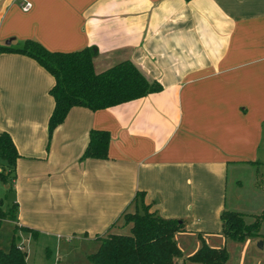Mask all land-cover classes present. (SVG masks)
<instances>
[{
	"label": "crops",
	"instance_id": "obj_1",
	"mask_svg": "<svg viewBox=\"0 0 264 264\" xmlns=\"http://www.w3.org/2000/svg\"><path fill=\"white\" fill-rule=\"evenodd\" d=\"M8 39L93 48L96 72L129 60L161 87L104 109L73 106L48 136L52 76L0 52V132L17 153L0 171H10L12 224L35 232H14L22 249L23 239L75 241L87 259L98 237L129 233L122 215L137 192L182 221L175 238L191 236L192 251L198 237L225 242L227 173L264 155V0H0V45ZM90 129L107 131L105 158L81 157Z\"/></svg>",
	"mask_w": 264,
	"mask_h": 264
},
{
	"label": "trees",
	"instance_id": "obj_2",
	"mask_svg": "<svg viewBox=\"0 0 264 264\" xmlns=\"http://www.w3.org/2000/svg\"><path fill=\"white\" fill-rule=\"evenodd\" d=\"M3 51L34 59L52 76L53 83L48 89L53 99L46 124L48 136L73 106L90 110L104 109L161 88L158 82L148 81L129 60L118 61L96 72L92 64L93 48L70 52L50 51L37 41L25 39L16 47L0 45V52ZM107 144V131L90 129L81 157L105 158ZM16 156L11 138L6 132H0V157L7 162L9 170ZM9 172L3 174V170L0 171L3 182H6ZM132 202L133 211L122 215L124 222L130 223L129 233L107 232L98 237L96 250L87 255L91 264H185V260L189 264H223L227 261L228 253L224 245L211 246L199 237L198 247L181 257L175 235L183 231L182 221L163 218L149 211L143 203L141 192L135 193ZM1 204L0 222L4 219L15 221L16 205L12 204L3 210ZM249 217L251 220H246L244 214L223 208L219 213V234L226 240L243 241L258 237L264 242V209L259 215L250 214ZM18 228L35 235L34 230L14 224L7 249L0 248V264H26L25 251L19 249L14 241V232Z\"/></svg>",
	"mask_w": 264,
	"mask_h": 264
},
{
	"label": "rangeland",
	"instance_id": "obj_3",
	"mask_svg": "<svg viewBox=\"0 0 264 264\" xmlns=\"http://www.w3.org/2000/svg\"><path fill=\"white\" fill-rule=\"evenodd\" d=\"M20 43L18 44L20 45ZM9 44L12 46L18 45L14 40H11ZM261 156V162L258 161L254 165H242L234 170L229 169L227 173L226 202L229 204L232 202L230 200L234 198L233 210L244 214L246 220H251L250 214L259 215L264 209V155ZM4 161L0 157V168L3 167ZM6 184H8L7 180L3 182L0 179V202L4 209L11 205V192L4 187ZM12 230L13 224L11 221L4 219L0 222V248L2 250L7 249ZM122 232H128V228ZM190 239L191 236L185 237L183 235L182 237V235H177L176 240H178L182 252L181 257L192 252L193 247ZM14 241L16 243L20 241L17 239V235H14ZM22 241L23 249L28 253L26 264H91L85 258L83 246L78 245L75 241L70 243H43L33 242L32 240L27 242L25 239ZM258 241H261L258 237H249L243 241L225 240L221 245L226 248L228 259L223 264H264V242L262 247H258ZM217 246H220V244ZM85 248H88L87 253L93 252L95 244H89ZM187 262L185 260V264Z\"/></svg>",
	"mask_w": 264,
	"mask_h": 264
},
{
	"label": "built area",
	"instance_id": "obj_4",
	"mask_svg": "<svg viewBox=\"0 0 264 264\" xmlns=\"http://www.w3.org/2000/svg\"><path fill=\"white\" fill-rule=\"evenodd\" d=\"M29 7H30V3H29V2H27V1H23V2L21 3V9H22V10H28ZM18 248H19V249H22V247H21L20 245H18Z\"/></svg>",
	"mask_w": 264,
	"mask_h": 264
},
{
	"label": "water",
	"instance_id": "obj_5",
	"mask_svg": "<svg viewBox=\"0 0 264 264\" xmlns=\"http://www.w3.org/2000/svg\"><path fill=\"white\" fill-rule=\"evenodd\" d=\"M10 40H11V39L6 40V41L4 42V44H5V45H8L9 42H10ZM257 246H258V247H261V246H262V242H261V241H258V242H257Z\"/></svg>",
	"mask_w": 264,
	"mask_h": 264
}]
</instances>
